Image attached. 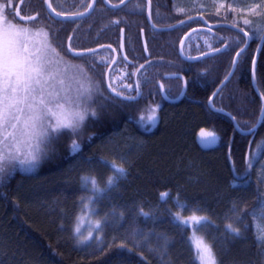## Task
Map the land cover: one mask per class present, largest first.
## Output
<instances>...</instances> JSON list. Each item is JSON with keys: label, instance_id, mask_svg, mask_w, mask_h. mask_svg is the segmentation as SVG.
<instances>
[{"label": "trees", "instance_id": "16d2710c", "mask_svg": "<svg viewBox=\"0 0 264 264\" xmlns=\"http://www.w3.org/2000/svg\"><path fill=\"white\" fill-rule=\"evenodd\" d=\"M88 1L54 0V3L62 11L72 12L83 9ZM25 2V5L34 6V11H41L46 17V23L58 37L57 43L62 42L67 47V38L72 36L71 43L76 48H88L93 44L89 22L95 11L80 19L58 20L45 11L43 0ZM240 2L246 4L251 0ZM131 3L133 1L127 6L128 14L132 9ZM200 4L207 5L208 10L200 9ZM152 6L155 22L163 26L197 14L203 15L209 22L230 23L231 19L224 20L222 15H215L213 0H152ZM180 8L185 11L179 12ZM115 13L109 10L108 18L112 20L109 38L118 44L119 27L125 26L128 61L121 58L113 65L110 83L118 90H124L125 95H135L138 91L140 95L135 102L127 105L109 98L102 119L89 121L80 134L81 154H72L69 150L71 138L62 137L52 159L45 160L33 171L10 175L0 185V264H50L51 259L58 264H123L129 256L118 245L123 241L131 247L135 229L166 234L170 244L165 259H170L173 264H196L195 251L188 239L190 226L185 233L172 223L168 213L169 209L177 211L174 204L177 194L181 201H186L190 206L206 209V212L197 214L207 215L215 222L205 225L198 234L215 240L223 264H264V254L252 232L235 241L223 232L224 215H231L233 203H238L242 212L250 214L259 207L257 188L259 194L264 196L263 183L257 175L258 165L252 170L249 187L234 188L231 183L233 161L242 173L249 157L263 158L264 121H260L252 134H241L238 130L234 131L235 125L228 115L208 105L209 97L227 75L235 52L243 46L236 43L237 31L217 26L211 31L210 27H205L192 32L182 46L187 56L212 51V48L224 47L225 44L231 47L220 54L186 61L178 53V43L188 29L202 25L200 20L189 21L172 29L148 31L144 13L130 14L125 24L119 25L113 23ZM141 28L145 29L147 48L156 49L157 52L149 50V53L130 54L132 50H142ZM258 43L256 39L249 42L229 80L212 100L213 106L231 113L246 129L257 122L262 103L252 83V59ZM256 61L255 81L259 90L264 91V51L259 52ZM140 62L147 65L142 71H137ZM103 70V66L96 71L88 68L84 80L89 83L88 76L91 75L93 81L102 82L101 89L107 96L109 90L103 79ZM116 72L123 74V83H114L113 75ZM177 72L182 73L188 82L182 96H179L183 87L181 80L168 76ZM160 85L169 100L163 99ZM97 103L106 102L97 97ZM152 109H156L158 120L153 128H147L140 121L147 118ZM201 128L217 133L218 143L212 146L199 144L197 133ZM92 133L96 135L89 140ZM93 155L97 158H122L130 173L127 179L121 180L119 188L109 194L111 200L105 197L101 201V215L115 205L125 211L126 216L124 220L118 217L110 219L106 228V242L112 247L107 255L95 251V244L81 250L67 228V219L64 229L59 226L61 208L72 209L82 194L78 177L82 169L89 167L83 157ZM94 167L103 184L104 178L111 174L110 169L103 165ZM17 185L19 188H16ZM163 191H170L171 194L166 203L160 197ZM3 193H7V198ZM139 206L153 212L154 219L146 220L138 215ZM183 214L191 213L185 211ZM249 218L245 216L246 220ZM216 225H219V230ZM25 230L29 232V237H25ZM157 243L156 237H152L150 246L156 248ZM49 245L61 255L53 257ZM140 252L148 258L147 264H160L159 255L149 251V246L135 250L131 256L133 264H139Z\"/></svg>", "mask_w": 264, "mask_h": 264}, {"label": "snow or ice", "instance_id": "6c2138e0", "mask_svg": "<svg viewBox=\"0 0 264 264\" xmlns=\"http://www.w3.org/2000/svg\"><path fill=\"white\" fill-rule=\"evenodd\" d=\"M45 3L56 16L67 17L69 15L67 12H58L51 0H45ZM96 3L97 0H91L84 6L83 11L71 15L74 18H82L94 9ZM104 3L117 8L125 5L126 0H119L118 5H114L112 0H104ZM151 3L152 0H147L149 19L152 16ZM136 7L142 9L143 5L137 3ZM213 7L216 16L222 15L224 20L231 17V27L238 33L235 38L236 43L243 44V47L236 51V59L232 61L233 68L253 39L259 41L257 51H264V0H251L246 4L241 3L240 0H213ZM199 8L208 10L205 4H200ZM178 11L184 12L185 10L180 8ZM19 17H21V11L16 8L15 0H0V185L6 182V178L15 170L17 163L25 171L30 172L45 160L52 159L57 151L56 145L62 137L71 138L69 150L72 154H81L80 134L88 126L89 121L102 119V112L107 107L109 98L120 100L122 104L127 105L135 102L139 95V93L125 95L124 90H118L117 87L108 83L107 88L110 91L105 96L100 86L102 82L93 81L91 75L88 76L89 86L83 88L81 82L75 77L61 74L56 69L65 58L70 57L71 60L94 58L97 54L96 50L77 49L71 43L72 36L67 38L69 41L67 47H64L62 42L57 43L58 37L40 13L23 16L22 23L16 22V18ZM252 17L262 19L254 20ZM188 19L191 20L192 17ZM113 23L119 25L120 20L116 19ZM178 23L182 25L184 21L179 20ZM120 31L123 33L124 30L120 29ZM33 32L41 38L38 46L33 45L34 51L19 40V37H29ZM241 36L245 39L241 40ZM120 46L122 48L123 44ZM100 47L105 46L100 45ZM107 47L111 48V45ZM230 47L231 45L225 44L222 49L212 48V53L220 54L228 51ZM145 50H147L146 44ZM201 55L207 57L209 54L201 53ZM124 60L127 61L126 54ZM100 63L105 64L106 61ZM256 64L257 61L253 58V80L256 79ZM143 67L144 65H140V68ZM81 71L88 73V68H83ZM187 83L185 81V85ZM213 95L215 96L216 93ZM97 97L106 103L98 104ZM260 97L262 101L260 120L264 121V91H260ZM156 107L159 108V105ZM228 115L235 121L234 131L238 130L241 134H252L255 131L256 125L246 129L235 116L231 113ZM153 122L155 123L156 120L154 119ZM92 135L96 133H92L89 140ZM231 154V146H229V156ZM83 159L89 167L82 169L78 177L82 194L72 209L61 208L59 226L64 229L65 219H67V228L81 250L91 248L95 244L97 246L95 251L107 255L112 247L106 242V228L110 224V219L118 217L124 220L126 216L125 211L115 205L101 215V201L105 197L112 199L109 194L119 188L121 180L127 179L130 174L129 168L122 158L119 160L109 159L107 156L97 158L93 155L83 157ZM95 165H103L110 169L111 174L104 178L103 184H101L99 174L95 171ZM257 165L258 179L264 182V163H260L258 157L256 159L249 157L242 173L233 161L232 186L234 188L249 187L252 183V170L257 168ZM3 195L7 198V193ZM170 195V191L161 192V200L166 203ZM257 199L259 207L250 214L242 212L238 203H233L230 209L231 215L228 213L224 215L223 232L233 241L245 238L247 233L252 232L256 242L261 246V253L264 254V196L259 194V188H257ZM174 204L177 211L173 212L169 209L168 213L172 223L185 233L191 226L192 235L188 239L195 248L196 264H223L216 250L215 240H209L204 235H196L205 225L215 224L209 216L197 215V213L206 212V209L201 206H190L186 201H181L179 194L175 197ZM185 211L191 214L186 216L183 214ZM85 215L91 218V226L86 234L81 228ZM138 215L146 220L154 219L153 212L146 211L143 206H139ZM246 215L250 217L247 220ZM216 227L219 230V225ZM133 236L135 239L131 247L123 241L118 245V248L129 256L123 264H133L131 256L135 250L145 246H149V251L159 255L160 264H173L170 259H165L168 256L170 244V238L166 234H158L154 230L144 232L135 229ZM154 236L158 242L156 248L150 246ZM25 237H29V232L26 230ZM49 248L53 257L61 255L56 249L51 248V245ZM140 256L139 264H147L148 258L143 255V252H140ZM50 264H58V262L51 259Z\"/></svg>", "mask_w": 264, "mask_h": 264}, {"label": "flooded vegetation", "instance_id": "af4514ba", "mask_svg": "<svg viewBox=\"0 0 264 264\" xmlns=\"http://www.w3.org/2000/svg\"><path fill=\"white\" fill-rule=\"evenodd\" d=\"M100 1H101V4L98 5V2H100ZM130 1H133V3H131L132 9L130 10V13L128 14L129 10H128V7L127 6H128V3ZM118 2H119V0H112V3H118ZM43 3H44V0H43ZM51 3L53 5V7H55L57 9L58 12H64V11H62V9L58 8L55 5L54 0H51ZM88 3H89V1H88ZM137 3L143 5V8L142 9L141 8H137L136 7ZM15 4H16V8L21 11V17L16 18V22L17 23H22L23 22V20H22V17L23 16H28V15H33L35 13H38V12H36V11H34L32 9V7H34V6L25 5L26 4L25 0H15ZM96 6H99L97 10H96ZM44 8H45V11L47 12V9L45 7V3H44ZM105 9L114 10L116 12L115 13V15H116L115 20L116 19H119L120 20V23L119 24H125L126 19H127V16L130 15V14L135 15L137 13V14L142 15V13H144L145 14V17H146V20H147V25L149 27V29H147V30L148 31H150L151 29L152 30H155V31L157 30V29H155L151 25V23L149 22V20L147 18V0H129L128 2L125 3V5H123V6L119 7V8H116V9L115 8H111L110 6H108L106 3H104V0H97V3L94 6V9L91 11V13L94 12V11L95 12L93 13V16L91 17V20L89 22L90 38L93 40V44L90 47H88V48H93V47L100 46V45H111V48H108L107 46H105L103 48L97 49L96 50V53L97 54H96V56L94 58L93 57H85L83 60H72V61L85 62L86 65H87V67L89 69H91V70H93V68H94V71L99 70L103 66V68H104V70H103V79H104V82H105V70H106V67L108 66L109 62L111 61L113 55H115V52L117 54L116 62H118V61L120 62L122 59H124V56H125L126 51H127L126 48H125V43H126V30H125V26H121L120 25V27H119V40H118V44H116L114 42H111V40L109 38V34L111 32L110 22L112 20H110L108 18L109 10H105ZM82 10L83 9L76 10V11H72V12H67V13H74V12H78V11H82ZM39 12H40L41 17L43 16L42 18L46 21V17L44 15H42V12L41 11H39ZM151 12H152V15H153L154 9H153L152 3H151ZM151 20H152V23L153 24H155L157 26H163V25L157 24L155 22L153 16H151ZM120 29H123L124 30L123 31V37H124V39H123V41H124V56L122 55L121 49H120V38H121V31H120ZM141 32H143L144 37H145V29L144 28H141L140 29V39H141V42H142ZM145 41H146V37H145ZM146 45H147V42H146ZM112 47L114 48L115 51L112 49ZM88 48H77V49H88ZM149 50L150 49H148V48H147V50H145V48L143 46V43H142V50H137V49L136 50H132V51H130V54H134L135 55V53L136 54L149 53L150 51L152 53H155V52L158 51L156 49H152L150 51ZM152 59L153 58H151V60ZM93 60L95 61V64L94 65H93ZM101 61H106V63L105 64H101L100 63ZM140 65H144V67L143 68H140ZM146 65H147L146 62H140L138 64L137 68L139 69V71H142L145 68ZM177 73H180V72H177ZM170 74H173V73H170ZM170 74H168V76H170ZM180 74L182 75L183 78L182 77H178V78L181 80L182 83H185L186 79L184 78V75L182 73H180ZM109 82H110V72H109ZM119 83H123V82H119ZM135 83H143V82H137V81H135ZM139 94H140V92H139ZM163 99H164V97H163Z\"/></svg>", "mask_w": 264, "mask_h": 264}, {"label": "water", "instance_id": "95a60500", "mask_svg": "<svg viewBox=\"0 0 264 264\" xmlns=\"http://www.w3.org/2000/svg\"><path fill=\"white\" fill-rule=\"evenodd\" d=\"M128 1H129V0H126V2H128ZM89 2H91V0H89ZM44 3H45V0H44ZM113 4H114V5H118L119 2H118V3H113ZM94 6H95V5H94ZM108 6H110V5H108ZM121 6H123V5H120L119 7H121ZM45 7H46L47 12L49 13V15H50L51 17H53L54 19H58V20H75V19H80V18H74V17L71 15L72 13H69V15H68L67 17L56 16L55 13L51 12V9L48 8V6H47L46 3H45ZM110 7H111V6H110ZM119 7H117V8H119ZM111 8H112V7H111ZM115 9H116V8H115ZM82 11H83V10H82ZM78 12H80V11H78ZM74 13H75V12H74ZM90 13H91V12H90ZM90 13L85 14L84 17L88 16ZM189 17H192V19L189 20L188 17L182 19V20L184 21V23L198 19V20L201 21L202 25H201V26H194V27H191L190 29H188V30L183 34V36L181 37V39H180V41H179V43H178V53H179L180 57H181L182 59L186 60V61H197V60H199V59L206 58V57L202 56L201 53L198 54V55H194V56H187V55L184 54L183 49H182L183 42H184V40L186 39V37H187L188 35H190L192 32H194V31H196V30H199V29H202V28H205V27L214 28V27H217V26H225V27H229V28L233 29V28L231 27V24L228 23V22H209V21L206 20V18H205L203 15H200V14L192 15V16H189ZM82 18H83V17H82ZM147 18H148L149 22L151 23V25L153 26L152 20L149 19V16H148V4H147ZM180 25H181V24H179L178 22H176V23H173V24H170V25H165V26H157V25H155L154 28L157 29V30H162V29H172V28H175V27L180 26ZM233 30H234V29H233ZM141 38H142L143 46H144V48H145L146 41H145V37H144L143 32H141ZM123 39H124V37H123V33H121L120 45L123 44V47L121 48V46H120V49H121V53H122V55L124 56V41H123ZM258 44H259V43H258ZM104 46H108V45H104ZM242 47H243V46H242ZM99 48H101V47H100V46H96V47H93L92 49L97 50V49H99ZM220 48L222 49L223 47H220ZM257 48H258V46H257ZM112 49L114 50L113 47H112ZM238 50H239V49H238ZM238 50H237V51H238ZM114 51H115V50H114ZM259 52H260V51H257V49H256L255 54H254V57H253V58H255L256 60H257V58H258ZM204 53H208V54H209L208 56L214 55V54L212 53V51H207V52H204ZM235 54H236V52H235ZM235 54H234V56H233V58H232V61H233L234 59H236V55H235ZM208 56H207V57H208ZM196 58H198V59H196ZM116 59H117V54H116V52H115V55H113L111 61L109 62L108 66L106 67V70H105V84H106V87H107L108 83H110V82H109V72H110L111 68L113 67V65L115 64ZM233 70H234V68H233V64H232V62H231V66H230V69H229L227 75H226V76L224 77V79L219 83V85L216 87V89L214 90L213 93H216V94H217V93L219 92V90L222 88V86H223V85L229 80L230 76L232 75ZM170 77H182V75H181L180 73H173V74H170ZM182 78H183V77H182ZM252 83H253V87H254L255 91L257 92L258 96L260 97V90H257V89H259V88H258V86H257V84H256V81L253 80V77H252ZM185 88H186V85H185V83H183V87H182V89H181V91H180V95H179V96H182V95L184 94V92H185ZM107 89H108V88H107ZM160 89H161V93H162L164 99H165V100H169V98H168L167 96H165V93H164V91H163L161 85H160ZM108 90L110 91V89H108ZM137 93H139V92H137ZM137 93H136L135 95H137ZM213 93L211 94V96H210L209 99H208V105L211 107V109H213V110H215V111H218V112H222V113L228 115L229 112H227V111H225V110H223V109H221V108H218V107L213 106V104H212V100H213V98L215 97V96L213 95ZM114 95H115V94H114ZM139 95H140V94H139ZM139 95H138V97H139ZM260 99H261V97H260ZM261 102H262V101H261ZM228 116H229V115H228ZM229 117L231 118V116H229ZM231 120H232V118H231ZM260 121H261V120H260V114H259V117H258V119H257V122L255 123L256 127L260 124ZM232 122H233V124L235 125V121L232 120ZM245 134H247V133H245Z\"/></svg>", "mask_w": 264, "mask_h": 264}, {"label": "rangeland", "instance_id": "374dc122", "mask_svg": "<svg viewBox=\"0 0 264 264\" xmlns=\"http://www.w3.org/2000/svg\"><path fill=\"white\" fill-rule=\"evenodd\" d=\"M193 0H186V2H192ZM179 2V1H178ZM181 4V3H180ZM34 27V26H33ZM40 37L36 36L35 33L33 32L29 37L26 36H21L19 37V40L28 46L29 48H32L34 51L35 49L33 48V45H39L40 43ZM84 67H87L85 62H79V61H72L71 59L65 58V60L61 61L59 63L58 68L56 69L58 72L61 74H66L68 77H75L76 80L81 82V85L83 88H87L89 86V83H87L84 80V73L81 71ZM124 71V69H123ZM113 80L114 83H119L123 82V74L120 72H116L113 75ZM156 108V107H155ZM154 119L158 120V115L156 109H152V111L149 113L148 117L143 119V121H140L142 125H145L147 128H153L156 125V122L154 123ZM197 140L199 144L202 146H212L218 143L219 141V136L217 133L214 131L208 129V128H201L198 133H197ZM255 154H253L254 156ZM260 163H264V156L259 160ZM17 172H29L25 171L18 163L16 164L15 170L12 172L11 175L17 173ZM263 183V190H264V182ZM16 188H19L17 185ZM198 215V214H197ZM187 216V215H186ZM91 218L88 215H85L84 221L81 224L82 230L87 233V230L90 228ZM192 235V228L190 226V236ZM196 235H199L196 233ZM194 251L195 248L192 245Z\"/></svg>", "mask_w": 264, "mask_h": 264}]
</instances>
